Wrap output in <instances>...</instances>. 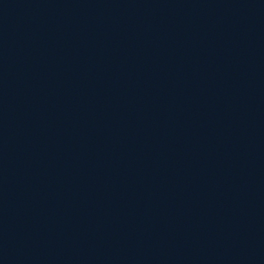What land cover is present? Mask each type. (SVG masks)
Here are the masks:
<instances>
[{
	"label": "water",
	"instance_id": "water-1",
	"mask_svg": "<svg viewBox=\"0 0 264 264\" xmlns=\"http://www.w3.org/2000/svg\"><path fill=\"white\" fill-rule=\"evenodd\" d=\"M0 264H264V0H0Z\"/></svg>",
	"mask_w": 264,
	"mask_h": 264
}]
</instances>
